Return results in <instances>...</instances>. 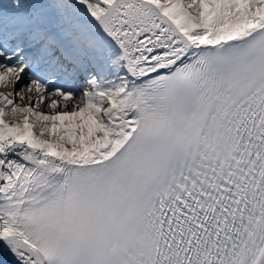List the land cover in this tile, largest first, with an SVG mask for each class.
<instances>
[{"label":"snow or ice","instance_id":"snow-or-ice-1","mask_svg":"<svg viewBox=\"0 0 264 264\" xmlns=\"http://www.w3.org/2000/svg\"><path fill=\"white\" fill-rule=\"evenodd\" d=\"M0 264H264V0H0Z\"/></svg>","mask_w":264,"mask_h":264}]
</instances>
